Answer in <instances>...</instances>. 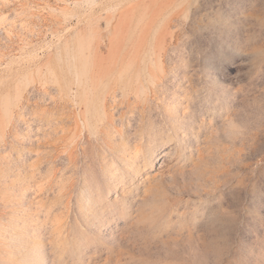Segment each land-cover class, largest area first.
Instances as JSON below:
<instances>
[{
    "label": "rangeland",
    "instance_id": "obj_1",
    "mask_svg": "<svg viewBox=\"0 0 264 264\" xmlns=\"http://www.w3.org/2000/svg\"><path fill=\"white\" fill-rule=\"evenodd\" d=\"M0 127V264H264V0H0Z\"/></svg>",
    "mask_w": 264,
    "mask_h": 264
},
{
    "label": "bare ground",
    "instance_id": "obj_2",
    "mask_svg": "<svg viewBox=\"0 0 264 264\" xmlns=\"http://www.w3.org/2000/svg\"><path fill=\"white\" fill-rule=\"evenodd\" d=\"M140 16V15H139ZM142 18V17H141ZM112 20V19H111ZM143 20V19H142ZM133 22V21H132ZM136 25V24H135ZM134 25V26H135ZM131 26V25H130ZM138 26V25H137ZM136 28V33L139 35V36H141L140 34H143L144 33V29L141 27V26H139L138 28L137 27H135ZM135 28H132V26H131V28H129V35H131L132 34V31H135ZM146 30V29H145ZM147 31V30H146ZM146 33H144V35H145ZM93 35V34H92ZM143 35V36H144ZM91 36V35H90ZM0 130L2 131V128L0 127Z\"/></svg>",
    "mask_w": 264,
    "mask_h": 264
}]
</instances>
